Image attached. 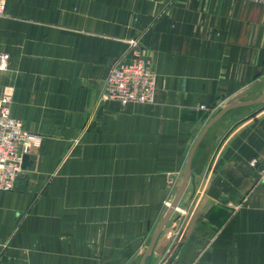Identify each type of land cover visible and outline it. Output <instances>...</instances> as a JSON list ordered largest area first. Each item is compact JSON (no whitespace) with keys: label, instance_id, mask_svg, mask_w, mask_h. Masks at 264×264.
<instances>
[{"label":"crops","instance_id":"0c3cea01","mask_svg":"<svg viewBox=\"0 0 264 264\" xmlns=\"http://www.w3.org/2000/svg\"><path fill=\"white\" fill-rule=\"evenodd\" d=\"M0 95L38 135L0 190V264H138L208 119L264 86V5L245 0H0ZM137 39L153 104L100 98ZM257 95V96H256ZM232 108L195 149L145 264H264V102ZM258 105V106H257Z\"/></svg>","mask_w":264,"mask_h":264},{"label":"built area","instance_id":"2783aa9c","mask_svg":"<svg viewBox=\"0 0 264 264\" xmlns=\"http://www.w3.org/2000/svg\"><path fill=\"white\" fill-rule=\"evenodd\" d=\"M264 5V0H245ZM1 14V7H0ZM8 54L0 51V71L8 67ZM156 75L150 59L141 53L137 39L129 41L128 48L117 57L106 72L100 98L121 104H153L155 102ZM8 94L0 95V190L14 187L21 171L22 155L33 150L38 135L26 129L22 121L11 112ZM261 163L259 182L264 186V145L258 157L250 163ZM170 200H164L167 207ZM176 211L184 213L177 207ZM190 264H201L192 262Z\"/></svg>","mask_w":264,"mask_h":264},{"label":"water","instance_id":"95a60500","mask_svg":"<svg viewBox=\"0 0 264 264\" xmlns=\"http://www.w3.org/2000/svg\"><path fill=\"white\" fill-rule=\"evenodd\" d=\"M262 102H264V86H263L261 94L258 97L254 98V99L230 101L229 103H227L224 107L219 109L214 115H212L208 119V121L205 123V125L200 130L199 134L197 135L196 139L194 140L193 144L191 145V147L188 151L186 162H185V167H184V173H183V177L181 179V182L179 184V187L176 190L173 197L171 198L169 205L166 207L164 215L162 216V219L160 220L155 231L153 232L149 244L145 247V250L142 253L138 264H145L146 257L148 256V254L153 249L160 232L166 226H168L170 224V221L173 217V214L175 213L177 207L179 206L181 198H182L188 184L190 183V184L194 185V176L190 171L191 160H192V157H193V154L195 152L196 147L198 146L199 142L201 141V139L203 138V136L205 135L207 130L228 110H230L232 108L240 107V106L259 104ZM30 164H31V162L29 160V155L27 153H24L22 155L21 168H26V167L30 166Z\"/></svg>","mask_w":264,"mask_h":264},{"label":"rangeland","instance_id":"374dc122","mask_svg":"<svg viewBox=\"0 0 264 264\" xmlns=\"http://www.w3.org/2000/svg\"><path fill=\"white\" fill-rule=\"evenodd\" d=\"M256 96H257V95H256ZM258 105H260V104H258ZM258 105H257V106H258ZM261 107H263V109H264V105H263V106H261Z\"/></svg>","mask_w":264,"mask_h":264}]
</instances>
